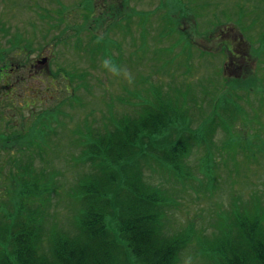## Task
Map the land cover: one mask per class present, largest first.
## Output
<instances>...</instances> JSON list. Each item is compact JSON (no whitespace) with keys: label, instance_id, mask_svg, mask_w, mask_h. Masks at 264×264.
<instances>
[{"label":"rangeland","instance_id":"rangeland-1","mask_svg":"<svg viewBox=\"0 0 264 264\" xmlns=\"http://www.w3.org/2000/svg\"><path fill=\"white\" fill-rule=\"evenodd\" d=\"M91 2L95 15L103 12L101 17L110 18L113 9L124 8L123 14L94 22L97 34L82 33L85 23L93 24L85 22L92 8L83 9L82 0H0V22L7 28L0 32V44L10 56L7 62L28 64L42 56L50 58L45 67L30 68L32 75L50 76L42 77L50 80L40 81L42 90L37 88V78L28 81L37 89L24 88L22 93L32 99L23 101L19 88L9 93L0 90V97L5 95L0 99V131L15 123L20 132L33 124L40 133L33 129L30 135L36 143L34 151H39L32 170L39 181L47 183L42 193L48 195L50 190L52 204L43 216V232L49 236L52 228L55 234L59 233L56 229L67 231L69 238L76 234L74 183L84 176L87 159L82 131L92 125L126 126L125 118L136 114L137 103L148 99L158 104L153 96L161 97L162 102L177 104L182 116L171 138L187 129L200 131L199 125L206 122L214 135L208 157H203L208 149L197 147L179 162L186 171L184 178L146 168L144 187L157 188L163 198L154 209L156 217L161 215L163 235L184 238L177 264H214L220 255L212 248L223 232H237L239 215H261L257 217L264 227V0H121L122 4L117 0L108 11L105 1ZM161 13L167 16L160 17ZM183 16L188 20L182 24L186 32L179 30ZM158 25L161 40L155 33ZM207 40L205 50L201 46ZM25 52L26 58L16 56ZM96 78H100L95 84L99 87L94 89L92 79ZM59 83L65 88L64 94H58L63 100L60 104L50 94V90H61ZM157 91L161 96L153 94ZM148 108L160 124L163 118L158 108ZM229 108L236 118L225 116ZM241 109L245 114L238 113ZM31 113L38 118H30ZM211 124L217 127L209 128ZM16 139L17 152L0 143V163L5 162L0 166V200L5 203L20 191L13 170H22L26 163L23 139ZM149 156L137 153L134 158L149 163ZM131 169L112 168L113 180L121 181L107 191L110 221L119 216L120 201L126 195L122 183L131 177H122L121 171L126 175ZM87 173H93L90 167ZM113 233L109 234L115 238ZM48 247L44 238L38 253L49 259ZM130 259L131 264H138ZM118 264L126 263L120 260Z\"/></svg>","mask_w":264,"mask_h":264},{"label":"trees","instance_id":"trees-1","mask_svg":"<svg viewBox=\"0 0 264 264\" xmlns=\"http://www.w3.org/2000/svg\"><path fill=\"white\" fill-rule=\"evenodd\" d=\"M3 25L0 22V32L7 31ZM0 55L3 56L1 63H6V58H10L1 44ZM58 100L60 101V97L55 102ZM162 103L164 102L158 104V110ZM149 109L147 107L137 117L125 118L128 120L126 126L104 125L99 132H89L91 141L84 145L85 150L91 147L89 153L92 157L88 159L91 166L99 168L104 176L79 183V189L75 193L79 201L75 219L76 234L69 238L63 231L55 234L51 230V235L47 236L51 245L49 259L38 253L39 244L46 235L43 232V211L49 196L42 194L43 184L33 180L31 173L26 169L20 171L16 179L21 184L19 194L11 196L6 204L0 206V264H118L120 260L131 264L133 261L130 257L134 261L138 260V264L178 263V254L185 244L178 238H166L168 235L164 236L161 232L162 218L161 215H154V209L159 208L163 198L158 195L157 188L148 190L144 187L146 182L143 171L151 168L164 174L180 175L183 172L178 164L180 157L187 155L188 150L194 146H207L212 135L208 134V128L204 133L190 131L186 137L177 135L174 138L176 140L171 143L173 133L167 131L163 135L162 131L166 127L164 123L173 120L163 119L157 124V119ZM50 123L51 129L53 123ZM36 131L38 132L37 129ZM11 135L12 138L15 136L14 133ZM161 136L160 143L157 144L156 141ZM189 139L194 144H190ZM144 145L151 152V161H137L126 175L131 176L130 179L122 183V188H126V195L120 201L117 223L121 225L117 226L116 231L124 240L122 248L115 242L116 237L109 234L107 224L109 208L112 207L111 200L108 203V192L118 187L121 181L115 182L109 171L114 162L130 159L132 152L133 155H145ZM157 145L160 147L155 149ZM99 181L102 182L98 183ZM235 225L237 232L234 235L227 233L224 240L213 249L220 255L219 259L213 261L214 264H264V227L261 222L256 216L250 218L242 215L239 216V221H235Z\"/></svg>","mask_w":264,"mask_h":264}]
</instances>
